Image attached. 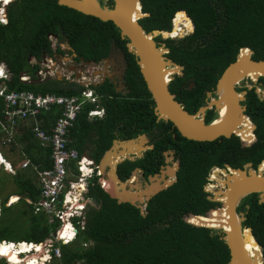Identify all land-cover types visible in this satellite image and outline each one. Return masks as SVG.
Returning a JSON list of instances; mask_svg holds the SVG:
<instances>
[{
    "label": "trees",
    "instance_id": "1",
    "mask_svg": "<svg viewBox=\"0 0 264 264\" xmlns=\"http://www.w3.org/2000/svg\"><path fill=\"white\" fill-rule=\"evenodd\" d=\"M140 2L142 11L148 13L143 19L146 21V31L168 29L175 12V21L184 16L191 17L193 30L175 47L181 55L177 61L186 67L213 66L221 70L235 59L241 47L251 48L254 59H264V0ZM7 18L5 24H0V63H4L10 72L6 83L9 89L40 94L72 96L79 95L84 89L77 83L66 86L55 78L27 84L20 80L25 71H28L30 78L36 79L29 56L39 60L42 55H51L46 36L48 33H62L84 58L95 60L100 55L107 54L110 37L119 35V29L112 21H102L83 14L59 5L56 0H13L7 5ZM189 26L190 20L186 23V27ZM200 35L204 36V44L193 45L194 38L201 37ZM100 40H103L102 49H90L91 42L98 44ZM173 71L168 72V75ZM90 87L96 93L110 92L111 89L106 84ZM110 104L109 100L102 103L107 110V116L89 120L87 113L94 108V104L86 103L71 129L73 142L70 145L78 150V137L88 136L90 132L97 142L103 143L100 153L94 156L96 161L114 137L115 125L119 120V112ZM134 109L135 120L142 121L144 113L136 107ZM121 110L126 111V108ZM59 115L61 107L53 105L48 111H39L36 119L42 129L49 131ZM0 117H3L1 105ZM235 129L239 131L238 128ZM248 132L249 129L242 134L246 139L249 138ZM257 134L264 138V110L258 122ZM1 135L0 131V137ZM207 143L209 145L210 142H199ZM213 144H218V141L215 140ZM10 145L11 150L21 146L22 156L30 162L27 168L31 167L34 173V165L39 170L51 167V147L35 136L31 126L18 123ZM219 146L221 155L227 152L232 157L245 151H248L247 155H251L253 150V146L240 144L235 136L222 138ZM261 149L257 160L264 157V143ZM256 152L254 150L253 153ZM79 154L81 155V151ZM196 158L199 165L193 167L191 155L187 157L188 162H185L177 182L155 194L147 202L144 215L138 207L130 203H118L111 198L98 183V176L91 178L87 196L94 204L87 205L85 229L79 234L82 241H91V244L84 247L78 242L63 246V264H75L77 261L84 264H227L230 252L221 235L211 228L199 225L214 228V209L217 204L206 197L203 185L206 182L207 165L202 166L203 159L199 154ZM237 164L239 162L235 163ZM134 166L136 165L129 164L122 167L119 170L120 178L125 180ZM12 178L19 189L8 194L2 206H6L9 195L16 194L19 196V203H16L21 204V207L13 213H6V208H1L0 240L42 241L55 225L47 223L43 212H33V206L28 202L37 201L38 184L34 179L21 178L18 172ZM214 178L219 185L220 179L217 176ZM251 208L245 223L252 228L258 243L264 246V203L255 201ZM250 241L260 253V246L253 241V237ZM258 262L261 263L259 258Z\"/></svg>",
    "mask_w": 264,
    "mask_h": 264
},
{
    "label": "flooded vegetation",
    "instance_id": "2",
    "mask_svg": "<svg viewBox=\"0 0 264 264\" xmlns=\"http://www.w3.org/2000/svg\"><path fill=\"white\" fill-rule=\"evenodd\" d=\"M99 3L111 7L113 0H99ZM176 17L177 12L173 14L168 29H159L168 33V35L164 36L162 33H159L153 37V41L157 47L163 45L164 48L168 49L162 53V56L178 65H171L169 67L175 70H171L173 72L169 74L170 76L167 80L168 91L183 109L190 114H197V117L202 118L207 124L213 123L221 118L220 113L223 114L224 109L227 113H230V111L233 112L235 119L238 121L229 136L220 134L217 138L207 141L189 139L184 137L170 120L158 119L155 111L156 102L148 90L145 78L141 72L139 65L140 59L133 51L128 50V39L122 37L120 33L119 35L110 37L107 54L104 56L100 55L97 60L84 58L75 50L70 41L62 33H54L56 34L55 38L51 37L49 35L50 33H48L46 36L50 43L51 55H42L39 60L29 56L28 60L32 64L31 66L35 75L44 72L49 67V65H45L42 61L46 56V60L52 61L55 66L65 65L66 70L72 72V74L66 79L63 78L59 81L66 86L77 83L84 87L83 90H92L91 85L101 86L106 84L111 88L110 92L106 91L105 93H96L93 90L95 99L94 110L99 111V115L88 119L93 120L96 117L102 118L107 116V110L102 103L104 100H109L110 105L115 106L116 111L119 112V120L115 125L114 137L111 138L106 149L101 152L97 161L94 156L100 153L99 150L103 146V143L97 142L96 137L91 132L88 136H79L77 139V147L79 150L75 147L78 153L81 151V155H85L92 160L97 172L99 171L100 159L107 149H111L113 141H128V155H120V158L118 157L117 159H121L116 165L118 177L120 178L119 170L121 171L122 167L135 164L136 166L132 168L126 179L131 178L132 180L136 174L134 170L138 168V175L144 182H149V175L155 174L160 177V184L170 182L163 189L165 190L177 182L185 162H188L187 157L189 155L192 157L193 167L199 165V161L196 158L199 154L203 159L202 166L207 165L206 182L203 185V190L206 193L207 199H209V197L214 196L218 189H225V186L221 182L226 179L227 174L232 173L231 168L243 169L246 173H248L249 168H252L256 174L262 173L264 175V171L261 172L259 169V166L264 163V157L257 160L258 153L261 152V146L264 143V138L259 137L257 134L258 122H260L261 114L264 110V77L257 76L253 78L254 75L246 74L239 78L232 86L233 100H226L224 98L225 91L219 87V79L229 63L223 69L219 70L213 66L186 67L177 61V58L181 57V55L175 50V47L190 35L191 30H193V21L188 16L190 26L187 28L186 23L188 20H181L179 18L175 24ZM144 18L138 21L145 29L146 21L143 20ZM177 26V32L180 29L181 31L179 34L176 32L172 35L173 29L177 28ZM200 36L194 38L193 45L204 44V36ZM90 44L89 47L93 50L102 49L104 46L103 40H100L98 44L92 42ZM123 46H125V49ZM253 54L254 51L251 57ZM91 55L95 57L93 53ZM36 65L37 67H35ZM85 66H88L87 70L91 68L89 70L91 74L97 71L98 73L88 83H80L76 79H86V75L83 74L74 78L76 72L73 71L78 68L83 69ZM25 72L26 74L28 73V71ZM134 107L144 113L142 121L141 119L140 121L135 120L136 112ZM121 108H126V111L121 110ZM222 120H224V117H222ZM235 128H238L239 131H236ZM248 129L249 138L246 139L242 134ZM242 130H244L242 134L238 133ZM233 136L238 138L240 144L253 146L251 155H247L248 151L241 154L239 152L234 157L230 156L227 152L222 155L220 154L221 147L219 144L221 139L231 138ZM215 140L218 141V144H213ZM72 142L73 139H71L70 143ZM199 142H210L212 144H199ZM121 150H123V147L118 148V152ZM254 150H257L255 154L253 153ZM236 162H239V164L235 165ZM107 169L109 168L107 167ZM215 173L221 178L219 185L214 178L216 176ZM100 176L104 177V175L99 174L98 178ZM132 181L135 182L134 180ZM255 201L264 203V198L262 199L259 196V192L246 193L240 198L235 208L237 214L239 212L243 213L244 218L241 221V225L245 229L250 228L249 231L254 238L252 228L245 222L251 213V207ZM214 202L217 204L214 210L223 208V202ZM216 233H218V230H216ZM218 234L222 235V233ZM258 244L260 245V264H264V246L260 243ZM77 264L84 263L78 262Z\"/></svg>",
    "mask_w": 264,
    "mask_h": 264
},
{
    "label": "water",
    "instance_id": "3",
    "mask_svg": "<svg viewBox=\"0 0 264 264\" xmlns=\"http://www.w3.org/2000/svg\"><path fill=\"white\" fill-rule=\"evenodd\" d=\"M57 3L73 8L83 14L97 17L102 21H112L119 29L120 35L128 39V50L133 51L140 59L141 72L145 78L147 88L156 102L155 111L158 119L170 120L180 133L189 139L207 141L217 138L220 134L224 136L231 134L238 121L235 119L233 112L227 113L226 118L219 123L207 124L202 118H198L197 114H190L183 109L169 93L165 75L166 68L171 65H178L170 59L164 58L162 53L168 49L164 48L163 45L157 47L153 41L155 35L159 33L164 35V32L159 29L146 31L139 23V19L148 15V13L142 11L140 0H113L111 7L105 4L101 5L99 0H57ZM136 10L139 13L137 17L134 16V14H137ZM187 18L189 17L187 16ZM50 34L56 36L54 33ZM252 53L253 51L249 47H241L236 59L225 68L219 79V87L225 91L224 98L226 100H233L232 86L239 78L248 73L264 77V59L255 60L251 57ZM43 61L46 62V60ZM53 66L55 64L50 61L49 70H52L51 67ZM51 78L53 77L46 71L45 77L38 75L36 79L29 78L21 81L26 84L39 83ZM58 78L60 77L58 76ZM127 142L114 140L111 149L105 151L98 167V173L104 175V177L100 176L98 183L118 203H130L138 207L141 214L144 215L147 202L156 193L166 188L170 182L160 184V177L157 174L149 175V182L146 181L141 187L133 183L132 180L134 179H120L116 173V165L121 159H117L120 155H128ZM119 147H123V150L118 152ZM138 171V168L134 170L136 173ZM231 171L232 173L227 174L226 179L221 182L225 186L224 194L223 192L219 194V191L223 190L218 189L214 196L209 197V199L223 202V208H217V210L218 212L223 210L227 215L223 226L228 225L230 228L228 230L224 227L217 228L218 233H222L221 238L229 248L230 258L227 264H255L246 253L242 243L243 231L246 230L241 225L244 218L243 213L239 212L237 214L235 208L240 198L246 193L259 192V196L262 199L264 198V175L261 173L256 174L252 168H249L248 173L239 168H231ZM224 195L225 197H223ZM247 229L249 231L250 228ZM248 234L253 237L250 231ZM253 241L258 244L254 237Z\"/></svg>",
    "mask_w": 264,
    "mask_h": 264
},
{
    "label": "built area",
    "instance_id": "4",
    "mask_svg": "<svg viewBox=\"0 0 264 264\" xmlns=\"http://www.w3.org/2000/svg\"><path fill=\"white\" fill-rule=\"evenodd\" d=\"M6 5L4 0H0V9L3 10L0 12L3 17L0 22L7 21ZM9 78L8 71L0 73V105L3 114L0 127L4 133L1 144L10 145L18 123L34 119L32 131L35 136L51 147V167L39 170L33 166L37 173L39 195L37 201L28 202L32 204L33 212H43L47 223L55 227L39 242L0 240V264H28L29 261L35 264H63V246L78 243L76 241L84 247L91 244V241H82L79 234L85 229V209L90 201L86 193L95 165L90 158L79 156L77 150L69 145V139L82 104L87 99L95 101L94 95L91 90L82 91L83 97L79 99L77 95L35 94L28 90L9 89L6 83ZM20 79L27 80L28 76H20ZM53 105L61 107V115L46 131L35 120L36 115L41 110H50ZM97 113L89 111L88 114L92 116ZM29 164L26 159L21 162V167L25 168ZM5 167L14 172L10 164ZM12 197H8L6 206L14 203ZM16 198L17 201L19 196ZM2 247L6 250L2 251Z\"/></svg>",
    "mask_w": 264,
    "mask_h": 264
},
{
    "label": "rangeland",
    "instance_id": "5",
    "mask_svg": "<svg viewBox=\"0 0 264 264\" xmlns=\"http://www.w3.org/2000/svg\"><path fill=\"white\" fill-rule=\"evenodd\" d=\"M50 36L55 38V36H52V35H50ZM32 61H34V60L32 59ZM0 64L2 65L3 69L6 70L4 63H0ZM87 67L88 66H85L83 69L78 68V69L74 70L73 72H76V74L74 73L75 74L74 78L85 74L86 78L88 77L87 79H76V80L88 82V80H91L94 77V75L96 73H98V71H97V72H94L93 74H91V72L89 71L91 68H89L87 70ZM51 69L52 70H48L50 76L55 78V79H58V80H62L63 78L66 79L67 77H69L72 74V72H69L66 70L65 65L53 66V67H51ZM58 76L60 78H58ZM42 77H45V75H43ZM27 123H31V121H27ZM0 129H1V127H0ZM10 148H11V145H9V144L2 145L1 144V138H0V152L12 164V168L14 170V172L9 171V170H5L4 165L0 164V200H1V206H2L4 198L8 194L13 193L17 189H19V186L15 185V183L13 182V178H12V176L15 174V172H18L21 175V178H31V179H34L36 182H38L36 173H34V171L31 167H28V168L27 167L26 168L21 167V161L23 159H25L20 152L21 146H16L15 150H11ZM134 181L135 182H133V183L138 185L139 187L143 186L145 183L143 181V179H141V177L138 175V172L135 174ZM14 196L15 195H13L12 198H14ZM86 196H87V193H86ZM13 200H15V199H13ZM17 203H19V202L17 201ZM17 203L15 205H13L12 207L2 206L1 208L5 207L6 213H13V212L18 211V209L21 207V204H17ZM88 204H94L92 199H90ZM212 230L216 231L218 229L213 228ZM10 240L15 241L16 239H10ZM76 242H79V241H76Z\"/></svg>",
    "mask_w": 264,
    "mask_h": 264
},
{
    "label": "bare ground",
    "instance_id": "6",
    "mask_svg": "<svg viewBox=\"0 0 264 264\" xmlns=\"http://www.w3.org/2000/svg\"><path fill=\"white\" fill-rule=\"evenodd\" d=\"M9 1V0H8ZM137 9H138V7H136ZM137 11V10H136ZM137 13H138V11H137ZM134 16L136 17V15L134 14ZM184 19H186V20H189L188 18H187V16H184L183 18H181V20H184ZM176 22V21H175ZM177 23V22H176ZM175 23V24H176ZM177 30H178V26H177V28H174L173 29V31H172V35H174L176 32H177ZM180 31H181V29H180ZM179 31V32H180ZM175 32V33H174ZM179 32H177V33H179ZM166 35H168V33H166V32H164V36H166ZM171 70H175V69H172V68H166V72H165V75H166V80H168V78H169V75H168V72L169 71H171ZM1 71V70H0ZM248 74H252V73H248ZM257 76V75H256ZM255 75L253 76V78H255L256 77ZM228 105L230 106V104L228 103ZM222 108H224L223 106H222ZM225 114V115H224ZM220 115H221V118H219V119H217L215 122H214V124L215 123H219V121L220 120H222V117H224V118H226L225 116L227 115V112L225 111V109H224V112H223V114H221L220 113ZM221 122V121H220ZM244 132V130H242L241 132H238V133H240V134H242ZM120 158V157H119ZM2 162H4V158H3V156L0 154V163H2ZM4 163H6V162H4ZM6 165L7 166H9V164L8 163H6ZM259 169H260V171L262 172V171H264V163L263 164H261L260 166H259ZM227 173V172H226ZM216 174V173H215ZM231 174V173H230ZM262 174V173H261ZM216 176L221 180V178L216 174ZM133 179H134V177H133ZM219 187V186H218ZM214 190V189H213ZM217 190V189H216ZM246 190V189H245ZM212 191V190H211ZM221 192H223V194H224V192H225V190H223V191H220V193ZM216 193V192H215ZM241 195V194H240ZM223 197H225V195L223 196ZM225 216H227L225 213H224V211L222 210H219V212H218V210H216L215 211V216H214V224H213V226H214V228H225V229H229L230 227L228 226V225H226V226H223V224H224V222L226 221V219H225ZM248 230L246 229L244 232H243V238H242V243H243V246H244V249H245V251H246V253L248 254V256H250V259L252 260V261H254L255 262V264H260L259 262H258V258H259V260H261V257H260V253L258 252V250H256L255 249V247H253V245L251 244V236L248 234ZM1 250L2 251H5L6 249H5V247H2L1 248ZM253 252V253H252ZM28 264H35V262H33V261H29L28 262Z\"/></svg>",
    "mask_w": 264,
    "mask_h": 264
},
{
    "label": "clouds",
    "instance_id": "7",
    "mask_svg": "<svg viewBox=\"0 0 264 264\" xmlns=\"http://www.w3.org/2000/svg\"><path fill=\"white\" fill-rule=\"evenodd\" d=\"M11 1H13V0H10L8 3H7V5L11 2ZM7 5H6V18H7ZM8 19V18H7ZM7 22V21H6ZM6 22H0V24L2 23V24H5ZM49 35H51V34H49ZM53 36V35H52ZM45 57V56H44ZM47 59V56L43 59V60H46ZM42 60V61H43ZM44 63H45V65H49V67L44 71V72H42V73H38L36 76H38V75H40L41 77L43 76V75H45L46 76V71H48L49 70V68H50V60H46V62L45 61H43ZM6 67V66H5ZM0 69H2L1 71H0V73H3L4 72V69H3V67H2V65L0 64ZM6 71H8L7 70V68H6ZM8 73L10 74V72L8 71ZM24 73V72H23ZM21 74V76H28V79L30 78V76L28 75V74H26V72H25V74ZM4 77H1V79L2 80H4L3 79ZM86 78V77H85ZM27 79V80H28ZM87 79V78H86ZM21 80V79H20ZM78 82H80V83H82L83 81H80V80H77ZM90 80H88V82H89ZM87 82V83H88ZM86 84V83H85ZM82 91H86V90H82ZM81 91V92H82ZM92 91V95H94V92H93V89L91 90ZM81 92H80V94L79 95H77L78 96V98L79 99H81L83 96H82V94H81ZM35 94H38V93H35ZM88 102H90V103H93L94 104V101L92 102V101H90L89 99H87L83 104H82V106H81V109L79 110V112H78V114L81 112V110L83 109V107H84V105L86 104V103H88ZM95 108H93V109H90L89 111H96V110H94ZM89 111H88V113H89ZM87 113V117L90 119V118H92L93 116H96V115H99V111H98V113L97 114H95V115H92V116H90L89 114ZM78 114H77V116H78ZM76 119H77V117H76ZM35 120H37V119H35ZM27 121H31V123H27ZM32 121H34V119H28V120H26L25 122H20L22 125H26V126H31V129H32V126L34 125V124H32ZM38 121V123H39V125H40V122H39V120H37ZM76 121V120H75ZM35 123V122H34ZM41 127V126H40ZM17 130V129H16ZM0 131L2 132V130L0 129ZM2 134H4L3 132H2ZM3 136V135H2ZM2 136L0 137V138H2ZM70 142H71V130H70V139H69V145H70ZM71 146V145H70ZM75 148V147H74ZM76 149V148H75ZM77 150V149H76ZM78 152V151H77ZM0 154H1V152H0ZM78 155L79 156H81L79 153H78ZM85 156V155H84ZM3 157H4V159H6L5 158V156L3 155ZM87 157V156H86ZM27 158H25V159H23L22 161H24V160H26ZM7 160V159H6ZM28 160V159H27ZM21 161V162H22ZM8 163L12 166V164L8 161ZM0 164H2V165H4V168H5V170H6V163H4V162H2V163H0ZM46 169V168H45ZM4 170V169H3ZM36 176H37V173H36ZM94 176H99V174L97 173V170L95 169V172H94V175H93V177ZM92 177V178H93ZM13 195H15V196H18V195H16V194H11V195H9V196H13ZM8 196V197H9ZM19 199V198H18ZM18 201V200H17ZM17 201H15V202H17ZM14 202V203H15ZM79 261H77L75 264H77Z\"/></svg>",
    "mask_w": 264,
    "mask_h": 264
},
{
    "label": "crops",
    "instance_id": "8",
    "mask_svg": "<svg viewBox=\"0 0 264 264\" xmlns=\"http://www.w3.org/2000/svg\"><path fill=\"white\" fill-rule=\"evenodd\" d=\"M8 2H9V1H8ZM0 70H1V69H0ZM1 155H2V154H1ZM2 156H3V155H2ZM3 158H4V157H3ZM4 162L8 163V160L4 159ZM8 164H9V163H8ZM13 199H15V200H13ZM16 199H17L16 196H14V198H12L11 200H12V201H16Z\"/></svg>",
    "mask_w": 264,
    "mask_h": 264
},
{
    "label": "snow or ice",
    "instance_id": "9",
    "mask_svg": "<svg viewBox=\"0 0 264 264\" xmlns=\"http://www.w3.org/2000/svg\"><path fill=\"white\" fill-rule=\"evenodd\" d=\"M4 3H8V0H4ZM3 10L2 9H0V12H2ZM3 17H2V15H0V19H2Z\"/></svg>",
    "mask_w": 264,
    "mask_h": 264
}]
</instances>
